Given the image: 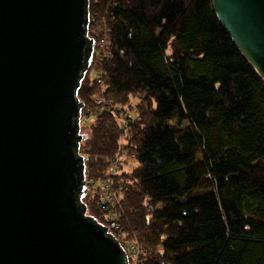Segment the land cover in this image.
<instances>
[{"label":"trees","instance_id":"trees-1","mask_svg":"<svg viewBox=\"0 0 264 264\" xmlns=\"http://www.w3.org/2000/svg\"><path fill=\"white\" fill-rule=\"evenodd\" d=\"M89 35L113 59L78 90L88 214L137 264H264V79L213 1L90 0Z\"/></svg>","mask_w":264,"mask_h":264},{"label":"water","instance_id":"water-1","mask_svg":"<svg viewBox=\"0 0 264 264\" xmlns=\"http://www.w3.org/2000/svg\"><path fill=\"white\" fill-rule=\"evenodd\" d=\"M212 1L264 79V0ZM89 23L90 0H0V264H131L84 202Z\"/></svg>","mask_w":264,"mask_h":264},{"label":"built area","instance_id":"built-area-1","mask_svg":"<svg viewBox=\"0 0 264 264\" xmlns=\"http://www.w3.org/2000/svg\"><path fill=\"white\" fill-rule=\"evenodd\" d=\"M108 42H107V37L104 35L100 37L99 39L95 40V48H94V77L97 79L99 84H103L102 81V73L104 69V63L108 60L113 59L112 53L108 50L107 48ZM98 104L104 103V98L100 97L98 99ZM123 121V118L121 119ZM121 163V158L119 156L114 159L110 165L109 173L108 176L105 178V180L102 182V191L100 193V202L102 204H117L120 205V200H119V192L123 190L126 185L123 183H120L118 187L114 186V177L118 172L119 165ZM114 220L113 226L115 228H119L121 225L119 222H117L116 217L113 216L112 218ZM130 248L133 251L132 254V262L131 264H137L139 262V252H140V245L138 242H131L130 243Z\"/></svg>","mask_w":264,"mask_h":264},{"label":"rangeland","instance_id":"rangeland-1","mask_svg":"<svg viewBox=\"0 0 264 264\" xmlns=\"http://www.w3.org/2000/svg\"><path fill=\"white\" fill-rule=\"evenodd\" d=\"M85 128L82 129V134L86 133L87 129H85ZM199 159H200V157H199Z\"/></svg>","mask_w":264,"mask_h":264}]
</instances>
